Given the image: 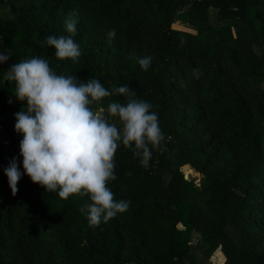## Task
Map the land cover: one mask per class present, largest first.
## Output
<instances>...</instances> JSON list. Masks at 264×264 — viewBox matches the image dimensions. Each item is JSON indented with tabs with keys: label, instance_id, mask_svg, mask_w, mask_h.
Segmentation results:
<instances>
[{
	"label": "trees",
	"instance_id": "16d2710c",
	"mask_svg": "<svg viewBox=\"0 0 264 264\" xmlns=\"http://www.w3.org/2000/svg\"><path fill=\"white\" fill-rule=\"evenodd\" d=\"M69 14L75 62L41 43L69 35ZM0 49L11 54L0 64V264H200L193 232L205 261L219 249L222 264H264V0H0ZM32 56L57 74L127 84L158 114L163 139L147 167L132 148L114 153L108 187L129 207L106 222L88 223L87 196L60 197L24 174L9 187L13 157L23 173L14 113L26 102L6 71Z\"/></svg>",
	"mask_w": 264,
	"mask_h": 264
},
{
	"label": "clouds",
	"instance_id": "9594fccd",
	"mask_svg": "<svg viewBox=\"0 0 264 264\" xmlns=\"http://www.w3.org/2000/svg\"><path fill=\"white\" fill-rule=\"evenodd\" d=\"M63 23L69 35H48L41 43L53 47L58 59L75 62L81 55L80 46L73 39L77 21L69 14ZM106 35L111 40L116 30L109 29ZM10 56L6 49H0V64ZM137 62L146 71L151 57L142 56ZM6 80L14 82L15 98L26 102L14 113V130L22 136L19 155L23 173L16 157L4 168L12 192H16L17 182L24 174L60 197L87 196L81 211L90 225L125 212L129 201L115 199L108 187V182L116 178L114 153L122 144L133 149L141 165L148 166L151 149L163 139L152 104L136 98L127 84L108 89L95 78L81 81L73 75L57 74L49 61L39 56L12 65L6 71ZM118 95L125 98L124 102L110 100L103 112L92 107L106 97Z\"/></svg>",
	"mask_w": 264,
	"mask_h": 264
},
{
	"label": "rangeland",
	"instance_id": "374dc122",
	"mask_svg": "<svg viewBox=\"0 0 264 264\" xmlns=\"http://www.w3.org/2000/svg\"><path fill=\"white\" fill-rule=\"evenodd\" d=\"M173 27H175L177 29L188 31L181 26L174 25ZM180 171L182 172L183 177L185 179L193 180V182L196 186H198L200 184L201 175L198 174L197 172H195L194 170H192V173H187V171L183 170L181 167ZM200 239H201V237H199L198 233L193 232L192 238L190 240L191 249L195 253V256H197L199 263L200 264H222L224 262L225 258L223 257V255L219 249L215 250L206 261L203 259L204 251H205L203 249L204 247H201L200 249H196V246H195L196 244L204 245L200 242ZM219 255H221L223 257L221 260H219V258H220Z\"/></svg>",
	"mask_w": 264,
	"mask_h": 264
}]
</instances>
